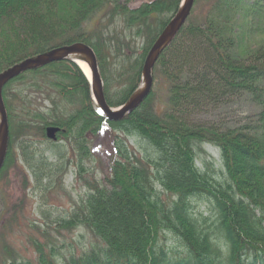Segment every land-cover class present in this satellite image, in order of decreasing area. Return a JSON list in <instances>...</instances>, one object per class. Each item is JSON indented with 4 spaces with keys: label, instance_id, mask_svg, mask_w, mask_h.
I'll use <instances>...</instances> for the list:
<instances>
[{
    "label": "trees",
    "instance_id": "obj_1",
    "mask_svg": "<svg viewBox=\"0 0 264 264\" xmlns=\"http://www.w3.org/2000/svg\"><path fill=\"white\" fill-rule=\"evenodd\" d=\"M113 1L0 0V74L24 59L47 53L58 46L84 42L97 52L107 103L118 108L140 85L146 55L178 11L182 0H157L136 11L125 10L131 15L127 20L129 29L143 20L136 38L144 26L149 30L152 24H157L160 29L153 30L154 38L139 49L135 74L120 82L119 90L114 93L105 69L106 59L92 38L87 34H76L78 36L73 39L59 40L57 35L59 31L64 36L80 30L84 21H89L95 12L105 7L115 4L119 8L117 1ZM251 1L217 0L207 13L204 24L195 22L182 28L155 65V68L159 67L157 76L168 84L170 92L168 104L164 105L162 112L155 101L154 90L141 107L125 119L105 121L90 106L89 83L75 64L59 62L45 68L58 79V94L63 101H67L66 93L70 95L69 99L83 93L86 109L81 120L87 124L88 120H93L94 128L87 129L89 124L77 123L80 109L70 119L73 124H67L59 116L63 113L62 107L53 101L49 110L38 106L34 111L23 109V114L28 110L26 115L29 117L27 123L19 119L23 122L18 125L19 130L27 129L34 137L46 138L45 130L52 125L63 128V136L67 139L68 133H73V128L79 125L85 129L84 133L77 131L83 134V139L85 132L96 136L106 126L115 137L121 133L145 139L153 150V154L150 152L133 159L125 151L124 143L114 138L119 157L112 162L111 175L101 184H89L86 197L81 198L70 217L56 221L57 227L65 231L81 227L90 230L102 241L103 247L100 250L92 248L67 264H264V4L260 5L258 0L250 5ZM165 13L170 16L162 18ZM69 21H74L75 25L69 26ZM29 74L33 76L31 86L41 90L38 76L46 74L41 69L24 73L4 89L11 133L6 164L16 161L11 138L15 117L22 118V115L14 114L8 92L13 83L24 81ZM154 76L157 80L156 73ZM227 95L250 100L256 113L247 117L244 124L233 128L194 121L201 117L204 105L209 109L220 102L219 97ZM87 116L90 119L87 120ZM28 139L23 142L24 152L21 154L27 166L29 151L33 148ZM200 143L211 144L220 150L230 184L223 185L199 169L194 158L195 146ZM79 151L80 148L75 153L81 158ZM83 155L88 157L89 153L85 151ZM154 182L176 195L173 205H168L169 209L163 205ZM232 182L236 184L235 188L231 186ZM204 189L210 193L207 196L215 201L219 211H224V216L227 213L224 217L220 211L218 226L229 244L225 259L209 242L200 240L199 236L204 232L197 228L195 217L187 212L189 197L202 195ZM148 209L155 218L158 215L161 222V225L158 222V229L166 234L172 228L177 229L173 232L175 237L185 244L181 253L174 252L177 261L172 260V253L164 250V244L158 248L153 246L152 215ZM182 220L186 230L178 226ZM36 247L40 264L57 262L53 251L49 254L44 246Z\"/></svg>",
    "mask_w": 264,
    "mask_h": 264
},
{
    "label": "rangeland",
    "instance_id": "obj_2",
    "mask_svg": "<svg viewBox=\"0 0 264 264\" xmlns=\"http://www.w3.org/2000/svg\"><path fill=\"white\" fill-rule=\"evenodd\" d=\"M116 1L120 5L119 8L114 4L107 8L105 7L102 11L95 12V16H92L91 19H88L89 21H84L83 24H81L80 30L69 34L67 33L64 36V33L61 34L59 33L60 31L57 32L59 40L63 38L73 39L80 34H87L92 38V41L98 46V48H100L104 59H106L105 69L108 70L112 93L119 90L120 82H124L130 75L132 77L135 74L137 71L136 66L137 57L139 56L138 53L140 52L139 49L143 47L144 43L148 42L150 38H154L151 34L153 30L158 31L160 29L157 27V24H152L153 26H151L149 30L144 26L139 37L136 38V31L138 27H142L143 20H140L141 23L137 22L135 28L129 29L127 20L131 15L126 13V11H136L142 5L153 3L157 0H136L134 2L133 0ZM253 1L256 2L258 0H252L250 5ZM110 2L114 1L110 0ZM215 2H217V0H195L191 9L192 11L182 28L195 22L204 24L206 22L205 18L207 13ZM263 4L264 0H260V5ZM167 14L168 13L163 14L162 18H164V15L167 17L170 16V14ZM137 18H139V14H137ZM69 24L68 25L71 27L75 25L74 21H69ZM164 29L161 30L157 39L161 36ZM248 38L250 39V35ZM258 38H256V41ZM173 41H171L169 46L164 49L162 54L171 46ZM79 43L80 42L69 45ZM81 43L94 50L98 60V55L95 49L84 42ZM154 43L151 45L152 47ZM131 47L133 51L131 50ZM149 53L150 51L148 54ZM148 54L146 55V60ZM162 54L159 56V60L162 58ZM158 61L155 65H157ZM59 62H71L80 69L78 63L71 60L58 61L55 63ZM145 62L142 66L140 81ZM51 64H48L47 66ZM47 66L37 68L44 70L46 73L38 76V85L42 87L41 90H36L39 88L31 86L33 83V80H31L33 76L29 74L24 81L13 83L12 89L8 92V97L12 100L14 114L22 115V118H19L18 116L15 117V127L14 132L12 131L13 137L11 138L13 141L12 154L15 156L16 161H11L13 162L12 164H10V162L9 164H6L5 160V164L2 167L3 169L0 171V264H40L38 248L36 245L44 246L49 254H52L51 251H53V255L55 254L54 258L56 257L54 261H57V264H67V262L78 259L83 256L82 254L90 252L92 248L100 250L103 247L102 241L98 240L95 234L90 230L88 231L81 227L65 231L57 227L56 221L61 218L70 217L77 204L81 203V198L86 197L90 190V187H88L89 184H98L99 182V184H101L104 178L111 175V169L113 166L112 162L119 157V151H117L114 138L115 140L124 143L126 147L125 151L128 152L129 156L131 158L133 157V159L150 152V154H153V150L150 146H147L145 139H140L136 135L128 136L121 133L118 134V137H115L114 133H112L106 126H103L100 133L98 135L96 134V136H90V132H85L83 139V134L77 133V131L81 130V133H84L85 129L79 125L73 128L74 132L71 131L73 133H68L69 137L67 139L63 136V133L65 132L63 128L52 125H50L47 130L52 127L58 129L59 132L57 133L55 140L48 139L47 130L46 138L40 136V138L34 137L27 131V129L24 131L19 130L18 127L23 123L22 121L27 123L29 117L26 115L28 110L23 114V109H33L34 111L38 106L49 110L53 101L57 102L58 107H62L61 110L63 113L59 116L63 117L67 124H73L70 119H72V116L80 109L81 114L77 123L79 122L82 124L83 122V126L89 124L87 129L93 130L94 128V121H89V116H87L88 124L81 120L84 119L83 115L85 114L84 111L86 109V104L83 101V93L81 96L79 94L73 95L70 98L71 100L69 99L70 95L66 93L65 100L67 101H63V98L58 94L60 93L58 86L56 85L58 79L54 77V74L50 73L51 71L45 70ZM98 66L100 71L99 60ZM153 69L154 83L150 94L145 100H147L151 96L152 91L154 92L155 90V101L160 107V112H162L164 105L168 104L170 92L168 91V84H165L164 81L157 76L159 73V67L155 68L154 66ZM100 73L103 81L102 71H100ZM155 73L157 80L154 79ZM86 80L89 83L90 80L87 77ZM47 81L49 83H47ZM154 85H156V88ZM89 86L88 95L90 106H92L90 95L91 83H89ZM20 90L22 92H20ZM218 101L220 102L210 106L209 109L204 105V108L202 109L204 112L200 114L201 117L199 116V118L194 119V121L197 120V122L205 124H217L222 126V128L223 126L233 128L236 125L244 124L247 117L256 113L254 104L252 105L250 100L245 99V97L243 99L236 95H227L223 98L219 97ZM207 106H209V104ZM55 108L58 109L57 105ZM72 124L69 125V127H71ZM36 132L37 131H33V133ZM41 132L42 131H40V133ZM29 135L31 137H27L29 138L28 143H33V148L29 151V166H27L24 160L25 158H23V155L21 154L24 152L22 149L23 142L26 141V136ZM79 148V152L84 158L82 156L81 158L79 156L77 157L75 151L79 150ZM195 148L196 157L194 159L197 162L199 169L212 176V178L214 177L215 180L221 182L223 185L228 182V184H230L231 181L227 178L220 150L213 145L206 143L197 144ZM85 151L89 153L88 157L83 155L85 154ZM32 168H35L36 170L33 172ZM81 169H83V171H81ZM154 184L158 187V194L160 195L163 205L169 209L168 205H173L176 195L169 190L167 191L163 189L159 182H154ZM235 185L236 184L232 182L231 186L235 188ZM127 187H129V185H127ZM206 192L208 191L204 189L201 193L202 195L197 196L192 194L189 197L190 199L187 200V212L190 216L192 215L195 217L197 228L204 232V234L200 236L198 235L200 240H202V242H209L210 246L221 252L220 256L225 259V252H227L226 246L229 244L227 243V239H225V237L222 236V233L219 232L220 230L218 227L221 222V216H219L220 211L222 216H224L225 212L222 210L219 211L215 201L207 196L210 193ZM134 196L137 198V195L134 194ZM148 213L152 215V230L154 234L153 246L158 248L159 245L164 244V250L172 253V260L177 261L178 257L174 255V252L178 254L181 253L182 247L185 245L175 237L173 232H176L177 229L172 228L173 230H170L169 234H166L164 230L158 229V222L159 225H161L158 215L155 218L152 210L149 209ZM153 218L156 220H153ZM182 223H184V220H182L178 226H180V229H185ZM149 225L150 224H148L147 228H149ZM167 235L168 237L166 238ZM237 258H239V255H237Z\"/></svg>",
    "mask_w": 264,
    "mask_h": 264
},
{
    "label": "water",
    "instance_id": "obj_3",
    "mask_svg": "<svg viewBox=\"0 0 264 264\" xmlns=\"http://www.w3.org/2000/svg\"><path fill=\"white\" fill-rule=\"evenodd\" d=\"M152 1V0H150ZM195 0H182L179 7V11L172 18L167 27L162 31L161 36L154 43L150 53L147 56V60L143 67V74L141 78L140 86L133 92L129 100L121 107L113 108L106 100L104 94V82L101 78L99 71L98 60L94 50L89 48L83 43L58 47L47 51V53L35 55V57L25 59L24 61L14 64L12 67L6 69L0 74V171L5 164L7 153L9 149V121L8 113L5 108V102L3 98V90L5 86L17 78L23 75L25 72L36 70L40 67H45L48 64L58 61H73L75 63H85L91 74V104L94 111L98 116L102 117L106 121L119 122L125 119L128 115L137 110L141 103L148 97L152 89L153 71L156 62L159 60V56L164 49L169 46L170 42L177 36L178 32L186 23L187 18L191 13V9ZM48 131V139H56V135L59 132L56 128H50Z\"/></svg>",
    "mask_w": 264,
    "mask_h": 264
},
{
    "label": "bare ground",
    "instance_id": "obj_4",
    "mask_svg": "<svg viewBox=\"0 0 264 264\" xmlns=\"http://www.w3.org/2000/svg\"><path fill=\"white\" fill-rule=\"evenodd\" d=\"M78 65H79L81 71L84 72L85 76L91 81L92 74H91L88 66L85 63H83V62L82 63L81 62L78 63ZM5 108H6V106H5ZM7 113H8V111H7Z\"/></svg>",
    "mask_w": 264,
    "mask_h": 264
},
{
    "label": "flooded vegetation",
    "instance_id": "obj_5",
    "mask_svg": "<svg viewBox=\"0 0 264 264\" xmlns=\"http://www.w3.org/2000/svg\"><path fill=\"white\" fill-rule=\"evenodd\" d=\"M46 130H47V129H46ZM46 130H45V131H46ZM46 133H47V131H46ZM90 136H91V133H90ZM51 142H52V141H51ZM55 142H56V141H55Z\"/></svg>",
    "mask_w": 264,
    "mask_h": 264
}]
</instances>
